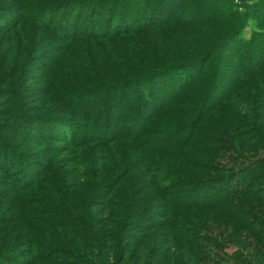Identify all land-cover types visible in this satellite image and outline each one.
<instances>
[{
    "label": "trees",
    "instance_id": "16d2710c",
    "mask_svg": "<svg viewBox=\"0 0 264 264\" xmlns=\"http://www.w3.org/2000/svg\"><path fill=\"white\" fill-rule=\"evenodd\" d=\"M0 264H264V0H0Z\"/></svg>",
    "mask_w": 264,
    "mask_h": 264
},
{
    "label": "rangeland",
    "instance_id": "374dc122",
    "mask_svg": "<svg viewBox=\"0 0 264 264\" xmlns=\"http://www.w3.org/2000/svg\"><path fill=\"white\" fill-rule=\"evenodd\" d=\"M255 23V22H254ZM222 63L224 64V66H225V68L226 69H231V71H229L228 73L227 72H224L225 73V75L224 74H222L223 76H221V84H219V88H224V87H226V85H227V80L229 79V77L233 74L234 75V72H236L237 71V68H236V66L232 63V62H230V60H228V58L227 57H223L222 58ZM222 72H223V70H222ZM91 97H93V95H91ZM102 111V113H104L105 112V110H101ZM18 125H19V122H18ZM24 128H27L28 129V127H26V126H24L23 124H21ZM20 126V125H19ZM9 139V138H8ZM37 148L38 147H27V148H25V150H26V152H31L30 150H32L33 152H36L37 151ZM37 155V154H36ZM1 187H3V185L1 186ZM4 188V187H3Z\"/></svg>",
    "mask_w": 264,
    "mask_h": 264
}]
</instances>
